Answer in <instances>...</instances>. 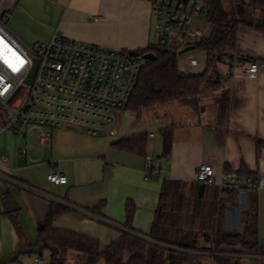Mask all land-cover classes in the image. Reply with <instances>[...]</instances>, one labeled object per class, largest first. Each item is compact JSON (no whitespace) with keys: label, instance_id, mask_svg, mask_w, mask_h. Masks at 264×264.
Listing matches in <instances>:
<instances>
[{"label":"crops","instance_id":"obj_1","mask_svg":"<svg viewBox=\"0 0 264 264\" xmlns=\"http://www.w3.org/2000/svg\"><path fill=\"white\" fill-rule=\"evenodd\" d=\"M0 7L6 9L3 21L11 35L30 46L60 34L115 50L135 51L159 38L149 0H0ZM204 24L208 23L194 22L203 38ZM238 36L237 54L264 62V34L241 26ZM250 61L244 60L231 78H223L221 89L201 96L199 113L184 106L183 110L168 112L158 119L159 129L178 124L171 154L163 159L153 153L150 139L156 135L149 138L147 155L153 156L161 167L159 177L146 178L147 155L112 145L146 130L109 138L104 133L91 135L83 128H61L53 131L51 141L42 139L36 129L24 134L0 131V258L15 254L23 241L27 248L37 245L39 225L53 203L70 209L54 221L55 227L91 235L105 247L127 230L116 219H124L129 197L136 202L137 211H152V228L163 184L152 181L156 178L196 181L197 168L203 162L214 165L218 179L224 176L226 166L236 172L242 163L258 178L264 176V151L259 158L256 154L257 138L264 139V72L255 79L248 77L245 68ZM225 69L226 65L220 63L222 75ZM183 113L187 121L181 120ZM113 131L111 134L116 135L118 128ZM52 172L65 175L67 182H52L48 178ZM118 179L132 181V192L115 193ZM5 197L12 200L16 211L1 212L7 206ZM243 200L248 209L249 195ZM103 201V214L92 212ZM242 202L240 196L238 205ZM135 232L148 233L137 228ZM53 253L54 249L47 246L21 254L15 263L35 264L36 258L41 257L51 264ZM66 264H82V256L70 251Z\"/></svg>","mask_w":264,"mask_h":264},{"label":"trees","instance_id":"obj_2","mask_svg":"<svg viewBox=\"0 0 264 264\" xmlns=\"http://www.w3.org/2000/svg\"><path fill=\"white\" fill-rule=\"evenodd\" d=\"M203 1L210 7L208 22L211 32L193 44L207 54L203 72H182L175 47L165 43H151L146 48L134 51L148 54L151 58V63L140 72L131 100L123 108L137 115L135 123L145 122V114L158 105L175 101L186 104L195 114L199 113L201 96L222 88L220 63L225 57L237 55L242 60H256L237 54L238 32L241 26H247L264 34V0ZM224 2H227V7ZM7 119L8 116H0V129ZM177 126L173 123L160 129L163 156L171 154ZM148 143L149 132L146 131L121 138L112 145L123 151L147 155ZM263 151L264 139L257 138L258 158ZM226 167L229 173L235 172L229 166ZM235 173L245 178H258L257 173L245 163ZM247 190L250 207L242 213L244 228L240 231L233 232L225 228L226 212L238 205L240 190L165 178L155 221L148 233L135 232L133 221L137 207L130 199L126 205L124 223L127 230L105 247L91 235L55 227L54 221L70 209L61 203H53L46 219L39 225L37 245L30 248L36 252L51 246L54 249L51 264H66L70 251L82 256V264H98L101 261L105 264H194L202 262V257L191 253V250H219L232 246L245 252L264 253L259 239L258 189ZM105 205L103 201L91 210L102 215ZM201 235L210 238L202 241ZM24 248L21 246L17 251ZM215 264H264V259L219 256Z\"/></svg>","mask_w":264,"mask_h":264},{"label":"built area","instance_id":"obj_3","mask_svg":"<svg viewBox=\"0 0 264 264\" xmlns=\"http://www.w3.org/2000/svg\"><path fill=\"white\" fill-rule=\"evenodd\" d=\"M149 1L160 43L167 44L169 35H176L182 45L188 47L203 38L194 22L209 23L210 7L205 1ZM4 16L6 9L0 7V106L8 110L7 123L0 130L24 134L36 129L42 139L49 141L53 131L63 127L80 126L91 135L109 130L114 132L113 126L118 122L121 110L131 100L140 72L151 63L149 55L115 50L60 34H55L48 41L37 42L29 50L8 31ZM171 46L177 50V46ZM35 61L34 77L31 83H27ZM221 63L226 65L223 78L229 79L238 67L243 66L244 60L235 55L225 57ZM188 64L196 67L199 60L191 54ZM245 71L248 77L258 78L264 72V62L251 60ZM22 91L26 94L24 100L11 105ZM154 135L149 133V138ZM146 167L147 179L161 175V167L153 156H146ZM226 168L224 176L218 179L214 165L203 162L197 168L196 181L216 185L220 189L264 188V176L245 178L235 172L229 173ZM48 178L56 184L68 180L57 172L50 173ZM200 238L206 241L210 237L201 235ZM190 252L202 257V262L194 264H215L219 256L264 259V253L245 252L235 246ZM35 264L46 262L38 257Z\"/></svg>","mask_w":264,"mask_h":264},{"label":"rangeland","instance_id":"obj_4","mask_svg":"<svg viewBox=\"0 0 264 264\" xmlns=\"http://www.w3.org/2000/svg\"><path fill=\"white\" fill-rule=\"evenodd\" d=\"M224 6L227 7V2H224ZM195 26V25H194ZM205 27V38L207 36H209L210 32H211V25L208 24H204L201 25V27ZM174 38V39H173ZM160 39L158 38V40L156 41V43H159ZM22 43V42H21ZM23 44V43H22ZM175 45L177 46V53L178 54V64H179V68L181 69L182 72L190 74V73H201L204 71L205 67H206V63H207V54L203 51H201L200 49L194 48L191 51H187V52H183L182 51L186 48V46L182 45L181 40H179V38H176V35H169L168 40H167V45L171 46V45ZM27 49L31 50L33 48V46L30 45H25L23 44ZM181 52V53H180ZM191 54H194L198 60H199V65L192 68L189 66L188 64V60ZM28 90V89H27ZM26 97V94L24 91H22L18 97L15 99V101H13L11 103V105L15 106V102L17 100H24V98ZM184 106H187L186 104H183L181 102H172L170 104H160L157 107H155L154 109H152V111L148 112L145 114V122H138L135 123L136 119H137V115L135 113H133L130 110H121L122 115L120 116L118 122L113 126L118 128V133L115 135L111 134V130L107 131V132H103L105 134V136H108L109 138H114L117 136H123L124 134H135L137 132H140L142 130H150L155 132L156 138L154 139H150L151 144H154V149H153V153L156 156H160L163 159V155H162V151H163V138L162 135L160 133V129L158 127V125H161L160 120H158L160 118L166 117V115L171 114L172 112H178V110H183ZM190 109V108H189ZM174 112V113H175ZM192 113H195L191 110ZM185 113H183L181 116L182 117V121H187V116L184 115ZM4 115L7 116L8 115V110H6L4 107L0 106V116ZM156 117V119H155ZM158 118V119H157ZM64 129L66 128H70L72 130H80L82 129L80 126H71V127H63ZM61 129V128H59ZM0 131H4V130H0ZM9 131V130H8ZM11 131V130H10ZM103 136V135H102ZM164 179L163 177L160 178H156L155 180H152L154 182H162ZM134 183L132 181H129L127 179H118L116 180V183L114 184V189H115V193L119 194V195H124L128 192H132L131 188L132 185ZM241 198H242V203L239 204L237 207H231L227 212H226V217H225V228L236 232V231H240L244 228V221H243V217H242V213L247 210L246 208V201L243 200V197H245L246 194H248L247 190H242L241 193ZM258 198H259V204H258V210H259V239H260V244L261 246L264 247V189L259 190V194H258ZM132 200L135 204L136 202L134 201V199L132 197L127 198L126 202H125V217L122 221H120V219H116L118 222H122L123 224L126 222V205L128 200ZM137 210H138V206L136 204ZM135 213V217H134V221H133V226L135 228H137L138 230H142L143 232H149L151 230V220H152V211L147 210V209H142L140 211H137ZM230 210H232L231 212H229ZM138 218V225H135V219ZM107 227V226H106ZM236 247V246H235ZM98 264H104L103 261H101Z\"/></svg>","mask_w":264,"mask_h":264},{"label":"water","instance_id":"obj_5","mask_svg":"<svg viewBox=\"0 0 264 264\" xmlns=\"http://www.w3.org/2000/svg\"><path fill=\"white\" fill-rule=\"evenodd\" d=\"M194 48H195L194 45L188 46L182 51V53L190 51V50H192ZM36 65H37V61H35V65H34L31 73L29 74V76L27 78V83H31L32 82V79L34 77V73H35V70H36ZM5 202L7 203V206H6V208L3 211H1L3 214L11 213V212H14V211L17 210V207L13 206V202H12L11 199H5ZM23 246L25 248L22 249V250L17 251L15 254H13V255H5L4 257L0 258V264H7L9 262H15L19 258V256L21 254L33 253L35 251L34 248H27L26 245H25V241H23Z\"/></svg>","mask_w":264,"mask_h":264}]
</instances>
